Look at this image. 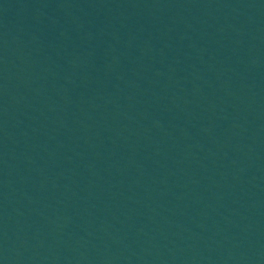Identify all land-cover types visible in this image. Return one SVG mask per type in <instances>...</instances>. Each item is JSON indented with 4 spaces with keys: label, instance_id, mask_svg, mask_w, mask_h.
<instances>
[{
    "label": "water",
    "instance_id": "95a60500",
    "mask_svg": "<svg viewBox=\"0 0 264 264\" xmlns=\"http://www.w3.org/2000/svg\"><path fill=\"white\" fill-rule=\"evenodd\" d=\"M0 264H264V0H0Z\"/></svg>",
    "mask_w": 264,
    "mask_h": 264
}]
</instances>
